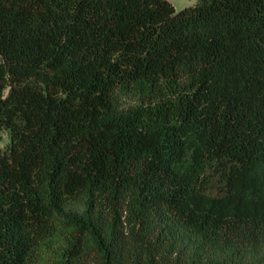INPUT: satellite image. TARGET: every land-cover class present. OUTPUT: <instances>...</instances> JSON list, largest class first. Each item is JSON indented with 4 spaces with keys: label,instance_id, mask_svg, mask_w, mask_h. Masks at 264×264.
I'll use <instances>...</instances> for the list:
<instances>
[{
    "label": "trees",
    "instance_id": "trees-1",
    "mask_svg": "<svg viewBox=\"0 0 264 264\" xmlns=\"http://www.w3.org/2000/svg\"><path fill=\"white\" fill-rule=\"evenodd\" d=\"M4 131L0 264H264V0H0Z\"/></svg>",
    "mask_w": 264,
    "mask_h": 264
},
{
    "label": "rangeland",
    "instance_id": "rangeland-1",
    "mask_svg": "<svg viewBox=\"0 0 264 264\" xmlns=\"http://www.w3.org/2000/svg\"><path fill=\"white\" fill-rule=\"evenodd\" d=\"M173 6L177 9L180 10L182 8L188 7V6H194L197 4V0L196 3L193 4V0H169ZM9 142V138H8V134L6 131L2 132L1 135V141H0V147L3 149L6 147L7 143ZM216 189H214L213 191H215Z\"/></svg>",
    "mask_w": 264,
    "mask_h": 264
},
{
    "label": "clouds",
    "instance_id": "clouds-1",
    "mask_svg": "<svg viewBox=\"0 0 264 264\" xmlns=\"http://www.w3.org/2000/svg\"><path fill=\"white\" fill-rule=\"evenodd\" d=\"M196 3V0H193V4H195Z\"/></svg>",
    "mask_w": 264,
    "mask_h": 264
}]
</instances>
